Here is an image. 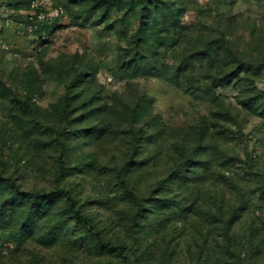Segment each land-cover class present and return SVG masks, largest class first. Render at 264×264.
Wrapping results in <instances>:
<instances>
[{
    "label": "rangeland",
    "instance_id": "rangeland-1",
    "mask_svg": "<svg viewBox=\"0 0 264 264\" xmlns=\"http://www.w3.org/2000/svg\"><path fill=\"white\" fill-rule=\"evenodd\" d=\"M220 32L264 62V0H0V264H264V71L165 79Z\"/></svg>",
    "mask_w": 264,
    "mask_h": 264
},
{
    "label": "trees",
    "instance_id": "trees-1",
    "mask_svg": "<svg viewBox=\"0 0 264 264\" xmlns=\"http://www.w3.org/2000/svg\"><path fill=\"white\" fill-rule=\"evenodd\" d=\"M166 21L169 27H174V33H177L175 29L176 16L169 12ZM42 27L44 26H40L37 31H42L43 29L40 30ZM168 31H171V29ZM200 39H204V43L191 49L188 59L184 61V66L175 65L172 67L175 74H170L165 78L171 85L185 90L197 87L198 95L214 101L217 89L228 86L235 81H240L243 85L250 76L258 75L264 71V62H253L246 59L242 52L235 47L229 35L220 32L217 36L213 35L207 38L203 36ZM197 64L202 65V77L194 74L198 69ZM224 114L222 113L221 116H224ZM261 179H264V176H261ZM17 193L20 196L34 200H50L53 198V195L26 194L21 193L19 190H17ZM75 219L84 227L90 228L89 221L81 217L79 213H76Z\"/></svg>",
    "mask_w": 264,
    "mask_h": 264
},
{
    "label": "built area",
    "instance_id": "built-area-1",
    "mask_svg": "<svg viewBox=\"0 0 264 264\" xmlns=\"http://www.w3.org/2000/svg\"><path fill=\"white\" fill-rule=\"evenodd\" d=\"M41 5L38 1L32 2L31 5V12L29 14V26L27 30L30 33L36 32L40 26H42L47 21H52L56 19L59 15H63L64 11L62 8L55 10L54 12H51L49 14H45L41 10Z\"/></svg>",
    "mask_w": 264,
    "mask_h": 264
}]
</instances>
